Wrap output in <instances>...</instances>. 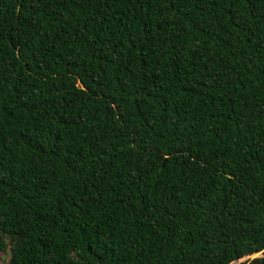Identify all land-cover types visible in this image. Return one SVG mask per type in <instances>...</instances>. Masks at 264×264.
Returning <instances> with one entry per match:
<instances>
[{
    "label": "trees",
    "instance_id": "obj_1",
    "mask_svg": "<svg viewBox=\"0 0 264 264\" xmlns=\"http://www.w3.org/2000/svg\"><path fill=\"white\" fill-rule=\"evenodd\" d=\"M259 252L264 0H0V264Z\"/></svg>",
    "mask_w": 264,
    "mask_h": 264
},
{
    "label": "rangeland",
    "instance_id": "obj_2",
    "mask_svg": "<svg viewBox=\"0 0 264 264\" xmlns=\"http://www.w3.org/2000/svg\"><path fill=\"white\" fill-rule=\"evenodd\" d=\"M261 256H264V253L263 252H259V253H256V254H252V255H249V256H244L230 264H238L240 262H244V261H248L252 258H255V257H261ZM7 256L4 255V254H0V263H3L5 260H6Z\"/></svg>",
    "mask_w": 264,
    "mask_h": 264
}]
</instances>
